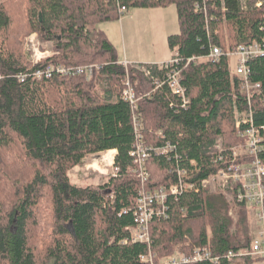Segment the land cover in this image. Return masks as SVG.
I'll use <instances>...</instances> for the list:
<instances>
[{"label": "trees", "instance_id": "1", "mask_svg": "<svg viewBox=\"0 0 264 264\" xmlns=\"http://www.w3.org/2000/svg\"><path fill=\"white\" fill-rule=\"evenodd\" d=\"M169 6L175 7L178 32L166 40L179 61L185 108L165 86L155 89L135 65L125 75L97 29L118 21L122 7ZM21 10L27 30L52 45V56L40 64H27L18 49L14 21ZM253 41L264 42V0H0V264H142L140 256L148 253L156 261L197 248H206L216 264H251L253 230L245 204L211 194L201 182L227 167L238 131L248 127L237 131L236 109L251 113L255 129L264 127V57L249 63V81L259 89L246 91L230 75L226 55ZM212 47L223 52L217 62L187 64ZM94 62L100 69L89 81L34 77L49 65ZM142 66L160 73L157 64ZM126 76L135 109L120 99ZM260 136L257 157L264 164V131ZM220 139L226 147L221 153L215 148ZM138 140L148 154L144 182L131 155ZM15 143L18 154L4 155ZM167 144V156L157 152ZM110 151L114 172L102 183L71 181L70 172L85 157ZM180 181L188 189L166 199L165 218L148 225L150 242H132L139 192L153 194Z\"/></svg>", "mask_w": 264, "mask_h": 264}, {"label": "built area", "instance_id": "2", "mask_svg": "<svg viewBox=\"0 0 264 264\" xmlns=\"http://www.w3.org/2000/svg\"><path fill=\"white\" fill-rule=\"evenodd\" d=\"M256 6L259 5L257 4ZM125 12L126 9L122 7L120 13L124 14ZM222 55L223 52L220 48L212 47L207 56H193L187 60V64L197 63L199 61L215 63ZM226 55L230 58H234L235 65L233 71L229 69V73L241 82V87L246 91L259 89V84H252L249 81V63L253 59L264 57V42L258 43L253 41L250 44L238 46L233 52H227ZM178 62L176 54L173 53L170 60L157 64V69L160 71L157 75H153L152 71L144 66H136V68L146 79L151 81L155 89L165 86L173 96L180 99L181 108H185L189 100L180 83V73L177 67ZM124 65H126L125 62ZM99 69L100 67L97 66L94 68L92 65L73 67L49 65L43 70L36 71L34 77L36 79H47L50 78L52 74H56L60 78L83 77L86 81H89L93 74ZM19 80L23 81L24 79L20 76ZM120 99L132 106L133 109L136 108V94L127 76L123 83ZM173 105L174 103H170L169 107L172 108ZM234 114L237 131L241 126H248L243 132L238 131L239 137L244 140V152L240 154L238 149L231 148V158L227 167L225 169H220L217 173L203 180L201 186L204 189L211 188L212 190H209L211 193H219L225 196L228 201L234 200L238 203L245 204L249 213H251V216L254 218L256 225V231L254 230L253 233L248 256L255 264H264V164L257 157V153L260 151V142L262 140L260 131H264V127L261 128L260 131L253 127L250 112H239L236 109ZM133 121L135 126L134 130L139 132V129H141L140 120L135 116ZM138 139L140 140V136ZM139 140L131 155L134 156V162L138 164V172H140L141 181L144 182L146 176L143 174V162L147 159L148 154L146 148L139 143ZM215 148L219 153L223 151L220 141H217ZM170 150L169 144H167L164 149H159L157 152L167 156ZM218 160L219 162L223 160L221 155H219ZM181 174L183 177V172H181ZM187 189L188 186L180 181L179 185L170 186L168 189L162 188L158 191H154L153 194L143 190L140 191L139 197L133 208L135 227L131 229L132 242L148 244L150 242L148 225L151 220L153 218H165L166 199L169 196L175 198L182 192L187 191ZM229 256H231V254H229ZM202 260H209L215 264L217 263V259L211 258V254L206 248H197L190 256L184 254L171 255L160 263L188 264L190 262ZM154 261L155 255L152 253L140 256V262L142 264H155Z\"/></svg>", "mask_w": 264, "mask_h": 264}, {"label": "rangeland", "instance_id": "3", "mask_svg": "<svg viewBox=\"0 0 264 264\" xmlns=\"http://www.w3.org/2000/svg\"><path fill=\"white\" fill-rule=\"evenodd\" d=\"M25 13L26 12L23 13V10H21L14 21V25L16 26L15 31L16 40L18 41V49L27 64H40L45 59L52 56V45L50 42H43L37 33L27 30L24 25V17H26ZM18 28L20 32L17 31ZM97 29L101 30L105 34L107 40L112 45L114 52L117 55L118 64L124 68L126 75V73L128 74L129 68H131L130 66H142V64L152 63L156 64V62L163 63L170 60L172 54L168 49L166 39L169 35H173L178 32L176 10L174 6L157 10L132 8L122 14L118 21L98 24ZM229 61V69L233 71L235 65L234 58L229 57ZM124 62L126 65H124ZM134 62L142 63L131 64ZM88 65H92L94 68L97 66L100 67V65L95 62L83 64L81 66ZM218 141H220L222 148H226L221 139ZM17 145V143L13 144L5 151L4 155H17ZM233 147L238 149L240 154H243L244 141L237 138L235 146ZM112 156L114 157L113 154ZM112 156H109V152H106L85 157L83 163L78 168H75L70 172L71 181L78 185L87 182L97 185L102 183L103 180L109 176V174L114 172L112 169ZM86 178H88V180L82 181V179ZM3 182V184H5L4 189H6L8 183L5 181ZM208 190L212 189L210 188ZM228 214L232 221L235 222L237 218L233 207L229 209ZM247 214L254 233V230L256 229L254 218L251 216V213L248 212ZM163 260H165L164 257H157L156 259L159 263ZM156 261L154 262L155 264ZM233 263L244 264V262L239 259L234 260ZM251 264H255V262H252Z\"/></svg>", "mask_w": 264, "mask_h": 264}, {"label": "bare ground", "instance_id": "4", "mask_svg": "<svg viewBox=\"0 0 264 264\" xmlns=\"http://www.w3.org/2000/svg\"><path fill=\"white\" fill-rule=\"evenodd\" d=\"M230 60H231V59H230ZM200 62H201V61H200ZM192 64H193V63H192ZM109 156H112V152H111V151L109 152ZM207 190H208V189H207ZM208 191H209V190H208ZM214 194H216V193H214ZM218 194H219V193H218ZM223 197L226 199L225 196H223ZM229 199H230V198H229ZM226 200H227V199H226ZM227 201H228V200H227ZM228 202H229V201H228ZM248 212H249V211H248ZM254 228H255V227H254ZM255 230H256V229H255ZM194 250H195V249H194ZM194 250H193V251H194ZM178 254H179V253H178ZM178 254H174V255H178ZM180 254H181V253H180ZM192 254H193V253H192ZM192 254H191V255H192ZM184 255H185V254H184ZM186 256H190V255H186Z\"/></svg>", "mask_w": 264, "mask_h": 264}, {"label": "crops", "instance_id": "5", "mask_svg": "<svg viewBox=\"0 0 264 264\" xmlns=\"http://www.w3.org/2000/svg\"><path fill=\"white\" fill-rule=\"evenodd\" d=\"M156 10H157V9H156ZM170 53L173 54L171 51H170ZM171 56H172V55H171ZM140 63H142V62H134V63H131V64H140ZM157 63H161V62H156V64H157ZM152 64H155V63H152Z\"/></svg>", "mask_w": 264, "mask_h": 264}, {"label": "water", "instance_id": "6", "mask_svg": "<svg viewBox=\"0 0 264 264\" xmlns=\"http://www.w3.org/2000/svg\"><path fill=\"white\" fill-rule=\"evenodd\" d=\"M39 21L41 22V19H39Z\"/></svg>", "mask_w": 264, "mask_h": 264}]
</instances>
